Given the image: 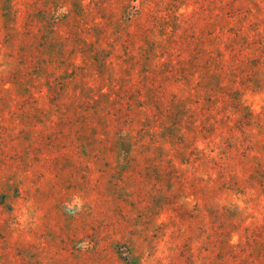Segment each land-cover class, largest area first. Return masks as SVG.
I'll return each instance as SVG.
<instances>
[{
    "label": "rangeland",
    "instance_id": "obj_1",
    "mask_svg": "<svg viewBox=\"0 0 264 264\" xmlns=\"http://www.w3.org/2000/svg\"><path fill=\"white\" fill-rule=\"evenodd\" d=\"M0 264H264V0H0Z\"/></svg>",
    "mask_w": 264,
    "mask_h": 264
}]
</instances>
